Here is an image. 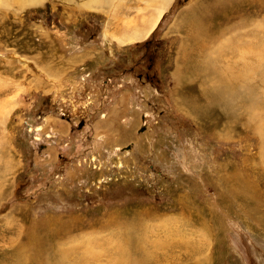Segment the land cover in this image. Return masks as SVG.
<instances>
[{
  "label": "rangeland",
  "instance_id": "obj_1",
  "mask_svg": "<svg viewBox=\"0 0 264 264\" xmlns=\"http://www.w3.org/2000/svg\"><path fill=\"white\" fill-rule=\"evenodd\" d=\"M90 1L0 0V264H264V0Z\"/></svg>",
  "mask_w": 264,
  "mask_h": 264
},
{
  "label": "bare ground",
  "instance_id": "obj_2",
  "mask_svg": "<svg viewBox=\"0 0 264 264\" xmlns=\"http://www.w3.org/2000/svg\"><path fill=\"white\" fill-rule=\"evenodd\" d=\"M29 1L35 2L36 0H29ZM110 1L111 0H91L89 3L95 4L98 6H104L108 2L110 3ZM156 1H158V7L155 9V16H153V18L150 21L147 29L145 31L142 30V33L140 34L136 28V31H134L131 36L128 35L129 36L128 38L132 37V39H138L141 41V39H146L147 37H149L151 35V33H153L157 29L159 22L162 20L165 12L167 11V9L170 7V5L172 4V2L174 0H156ZM153 2H155V1H153ZM90 7H91V5H90ZM143 23H144V21H143ZM145 24H147V23H145Z\"/></svg>",
  "mask_w": 264,
  "mask_h": 264
},
{
  "label": "crops",
  "instance_id": "obj_3",
  "mask_svg": "<svg viewBox=\"0 0 264 264\" xmlns=\"http://www.w3.org/2000/svg\"><path fill=\"white\" fill-rule=\"evenodd\" d=\"M147 38H148V37H147ZM147 38H146V39H147ZM142 40H145V39H141V41H142ZM139 41H140V40H139Z\"/></svg>",
  "mask_w": 264,
  "mask_h": 264
}]
</instances>
